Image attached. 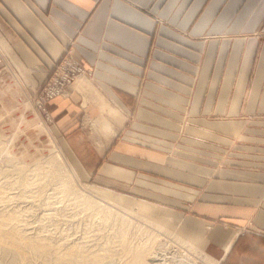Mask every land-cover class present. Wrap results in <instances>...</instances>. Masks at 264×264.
<instances>
[{"label":"crops","instance_id":"crops-1","mask_svg":"<svg viewBox=\"0 0 264 264\" xmlns=\"http://www.w3.org/2000/svg\"><path fill=\"white\" fill-rule=\"evenodd\" d=\"M67 51L92 74L48 128L81 172L218 264H264V0H0V94L34 97Z\"/></svg>","mask_w":264,"mask_h":264},{"label":"rangeland","instance_id":"rangeland-1","mask_svg":"<svg viewBox=\"0 0 264 264\" xmlns=\"http://www.w3.org/2000/svg\"><path fill=\"white\" fill-rule=\"evenodd\" d=\"M0 69H2V67H0ZM17 82V84L19 85V86H17V85H15V82H13L11 85L14 87V89L16 88V90H17V92L15 93L16 95H14L13 94V92L11 93V91L9 90V89H5V93L2 91V93L3 94H1V96H2V98L0 97V99L3 101V103H2V105L3 106H0V110H2V108H3V110L5 111V112H3V115L2 114H0V145H3L4 147H1L0 146V150H1V152H0V166H1V170L2 171H0V179H2V180H0V182H2V184H3V187L2 188H4L5 187V185H6V187L4 188V189H2L1 188V186H2V184L0 183V195L3 197H1L0 196V198L1 199H3V200H1L0 201V211L2 210L3 212H0V214H3V215H1V217H3V219L0 217V235L2 236L1 238H2V241H0V249H1V251H0V259H2L1 261H0V264L1 263H3V264H8V262L10 263H12V261H10V260H13V258H14V260L13 261H15V260H17V263L15 262V264H22L23 262H21L22 261V259L21 258H24V257H26V260L25 259H23V261H24V263L25 264H68V262L66 261L67 260V255H65V250H66V246L68 245H70V247H68L67 246V249H69V248H74L75 247V250H81L82 252V256H83V258L86 256H89V255H87V252H98V251H100L99 250V247H100V242L99 241H101L102 243H104L105 242V239L103 238L105 235L107 236V234L106 233H104L105 231H103V230H100L98 227H96V226H91V229H92V231L89 233V231L90 230H88L87 231V229L89 228H87L86 227V225L87 226H90L89 225V223H92V222H90V219H91V221L94 219L95 220V216H93L92 214L91 215H89V212H91V208H87V209H83V207H82V205H80V204H77L74 200H72V201H70V203H69V197L67 198L66 197V195H68V192H70L71 190H69V189H67V190H65L64 191V193L65 194H63V189L62 188H65L64 186H66L65 185V183H66V181L64 180V179H62L63 177H64V173L66 172H68V174H69V176H70V178H72L70 181H71V183L70 184H72L75 188L76 187H81V186H84V187H88L89 189L90 188H92V189H99V190H105V191H107V192H109L111 195H113L114 197H116L117 199H118V201H119V204H118V206H120V208H123V209H129V210H132V209H134L135 211H134V213L130 216V219H131V222L129 223V229H128V235L131 233V232H133L134 231V229H135V225L137 224V223H140V221H142V220H144L145 218H149L151 221H149V224L151 225V226H153V228L155 227V230H154V232H158V234H159V238H161V239H158V240H162V241H165V239H166V237H167V235L169 234V235H171V236H175V234L178 236V234L180 233V231L178 230V225H176L175 223L174 224H167V229L170 231V233L169 232H167V231H165L164 230V228H165V225L164 224H161L160 223V220H162V219H160V218H157V219H154L153 217V215L152 214H150V213H148V212H146V211H153L152 209H150V208H153V207H151L150 205L148 206H145L144 204H141V207H140V205L138 204V203H136L135 201H132L134 198L133 197H131V196H129V195H127L126 193H124V192H122V191H120V190H116V189H113V188H110V187H107V186H105V185H102V184H97L95 181H92V179H90V178H88V177H86L82 172H81V170L82 169H80L79 168V166L77 165V163L75 162V161H73V158L72 157H70L69 156V154L66 152V151H64V149H63V147H62V145L59 143V142H57V139L54 137V135L50 132V130H49V128H48V119H46V117H45V115L43 114V112L35 105V101L33 100V96H31L30 95V92L25 88V86H24V84H23V82L22 81H19V80H17L16 81ZM0 86H2V85H0ZM16 86V87H15ZM7 91V92H6ZM9 92V93H8ZM7 93V94H6ZM4 95H6V96H4ZM10 95V96H9ZM13 95V96H12ZM12 99V100H11ZM27 102V103H26ZM27 104V106H25ZM12 110V111H11ZM8 111V112H7ZM22 111V112H21ZM18 113V114H17ZM20 114V115H19ZM23 116H22V115ZM33 115V116H32ZM2 116V117H1ZM21 116V117H20ZM31 116V117H30ZM29 118H31L34 122H35V124H39L40 126H43L44 128H43V131H42V127H36V128H39V130H40V132H37V131H35V132H33V130H31V127L30 126H28L29 127V129L27 128V127H25V126H27L28 125V123L26 122V120L27 119H29ZM23 119V120H22ZM5 120V121H4ZM4 121V122H3ZM2 123V124H1ZM11 123V124H10ZM43 123V124H42ZM8 129V130H7ZM24 130V131H23ZM46 130V131H45ZM48 130V131H47ZM30 132V133H29ZM29 135H28V134ZM33 133L35 134V136H34V138L33 137H30V136H32L33 135ZM38 133V134H37ZM4 134V135H3ZM44 134V135H43ZM6 135V136H5ZM10 135V136H9ZM14 135V136H13ZM37 135V136H36ZM39 135V136H38ZM25 136V137H24ZM9 137V139H7ZM40 137V138H39ZM50 137V138H49ZM4 138V139H3ZM27 138V139H26ZM13 139V140H12ZM34 139V140H33ZM41 139V140H40ZM5 140V141H4ZM7 140V141H6ZM13 141V142H11V141ZM24 141V142H21V141ZM50 140V141H49ZM4 141V142H3ZM18 141H20V143H18ZM29 141V142H28ZM11 142V143H10ZM4 143V144H3ZM7 143V144H6ZM22 143V144H21ZM36 143V144H35ZM28 144L30 145V146H28ZM33 144V145H32ZM7 145V146H6ZM32 147V148H31ZM53 147V148H52ZM28 148V149H27ZM36 148V149H35ZM38 148V149H37ZM54 148H58L60 151H61V153H62V155H63V157H64V160H65V163H64V167H60L61 168V170L60 169H58L59 171H61L62 173H60V176H59V173H57V171L55 172V170L53 169L54 168V165H53V167H52V165L51 164H49V163H47V162H49V161H47V160H50L51 159V155H53V153H54ZM23 149H27V150H31L32 152H33V155L35 154V156H25V155H23V153H22V150ZM37 151V152H34V151ZM40 150V151H39ZM2 151H3V153H2ZM6 151V152H5ZM21 151V152H20ZM18 152V153H17ZM31 152V153H32ZM41 152V153H40ZM48 152V153H47ZM53 152V153H52ZM6 153H8V154H12L13 155V158L15 159L14 161H13V158H11L12 157V155H10L11 157L9 158V155H7ZM39 154V155H38ZM50 154V155H49ZM3 155V156H2ZM50 157H49V156ZM15 156V157H14ZM20 156V157H19ZM23 156V157H22ZM25 156V157H24ZM45 156V157H44ZM48 156V157H47ZM3 157V158H2ZM6 158V159H5ZM9 158V159H8ZM28 158V159H27ZM41 158V159H40ZM44 160H43V159ZM10 159L13 161V162H11L10 161ZM38 159V160H37ZM47 159V160H46ZM6 160V161H5ZM9 162H8V161ZM18 161V163H16L18 166H17V169H19V163H22V164H20V169H19V171H17V169H14V168H16L15 167V165L16 164H14V162H17ZM34 160H37V161H35L34 162ZM41 160V161H40ZM21 161V162H20ZM24 161V162H23ZM39 161V162H38ZM42 161H43V163H42ZM44 161L47 163H44ZM5 162V163H4ZM6 162H8L7 164H6ZM28 162V163H27ZM36 162L37 163H39L38 164V166L39 165H42L43 164V168L45 167L46 169H43L41 166H39L40 168H37L38 166L36 165V167H35V164H36ZM11 163V164H10ZM13 163V164H12ZM25 164V166H24V164ZM35 163V164H34ZM9 164V165H8ZM49 164V165H48ZM4 165H6V166H4ZM12 165V166H11ZM29 167H28V166ZM34 165V167H32V166ZM45 165V166H44ZM48 165V166H47ZM8 166V167H7ZM22 166H24L25 167V169H24V167H22ZM31 166V167H30ZM51 166V167H50ZM7 167L8 168V170H6V171H4L5 170V168ZM9 167H11L10 169H9ZM14 167V168H13ZM26 167H27V169H26ZM49 168V170H48V168ZM3 168V169H2ZM6 168V169H7ZM12 168H13V170H12ZM21 168H22V170H21ZM33 169V171H31L32 169ZM29 169V170H28ZM35 169H37V170H35ZM39 169V170H38ZM43 171H42V170ZM63 169V170H62ZM13 171V172H11V171ZM27 170V171H26ZM41 170V171H40ZM44 170H46V172L44 171ZM51 170H53V171H51ZM66 170V171H65ZM73 170V171H72ZM16 171L18 172V173H16ZM23 171V172H22ZM37 171V172H36ZM38 171H40L39 173L40 174H42V175H39V173H38ZM49 171V172H48ZM50 171H51V173H50ZM2 172H6V174L4 173H2ZM11 172V173H10ZM20 172H21V174L22 173H24L25 175L27 174V172H29L28 174H27V176L29 177H27V176H25L24 174H23V176H21V174H20ZM31 172H32V174H31ZM35 172V173H34ZM43 172H45V173H43ZM70 172H74V174H72V173H70ZM8 173V174H7ZM13 173V174H12ZM16 173V174H15ZM46 173L48 174L47 176H46ZM52 173H53V175H52ZM55 173V174H54ZM57 173V174H56ZM65 173V174H66ZM19 174V175H18ZM31 174V175H30ZM33 174H35V175H37V176H35V175H33ZM61 174H62V176H61ZM71 174V175H70ZM18 177H16V176ZM45 175V176H44ZM54 175H56L55 176V178H53L52 179V177H54ZM75 175V176H74ZM19 176L20 177H22V178H20L19 179ZM31 176H33V178L35 179H37L35 182H33V181H31V180H34V179H31L32 177ZM40 176H42V177H45L46 179H44V180H41L42 179V177H40ZM24 177H26V178H28V182L26 181L27 179L26 178H24ZM50 177V178H49ZM23 178H24V180H23ZM56 178H58V180H60V181H58ZM60 178V179H59ZM76 178H78V179H76ZM22 179V180H21ZM26 179V180H25ZM30 179V180H29ZM41 180V185L39 184V180ZM48 179V180H47ZM56 179V180H55ZM10 180V181H9ZM12 180V181H11ZM61 180H62V184H61ZM23 181V182H22ZM29 181H30V183L32 182V185H34V186H32V185H30V183H29ZM63 181H65V183L63 182ZM5 182H6V184H5ZM7 182H8V184H7ZM59 182H60V184H61V186H62V188H60L61 186H60V184H59ZM14 183V184H13ZM24 183H28L27 185L26 184H24ZM33 183H35V184H33ZM45 183H47L46 185H44ZM54 183V184H53ZM58 183V184H57ZM20 184H22L21 186H20ZM39 184V185H38ZM63 184H64V186H63ZM24 185H25V187L27 186V190L25 189V187H24ZM37 185H38V187H37ZM49 185V186H48ZM59 187V189H61V191L60 190H58L56 187ZM57 185H59V186H57ZM29 186H31V188H29ZM35 186H36V188H35ZM49 188H47V187ZM11 187V188H10ZM53 187H55V189L53 188ZM73 187V188H74ZM36 189V190H34V189ZM39 188V189H38ZM17 189V190H16ZM20 189H21V191H20ZM24 189V190H23ZM31 189V190H30ZM4 190H6V191H4ZM15 190V191H14ZM26 190V191H25ZM32 190H34L33 192H35V191H37V193L35 194V193H33L32 192ZM58 190V192L60 193V196L62 197L61 199L63 200V203H62V200L60 199V196H59V193L58 192H56V191ZM69 190V191H68ZM5 192L6 194H4L3 192ZM24 191V197L26 196L27 198L26 199H24V197L23 196H21L22 195V192ZM28 191H30V192H28ZM67 191V192H66ZM10 192V193H9ZM54 192H55V195H54ZM11 193H15V195H13V194H11ZM19 193V194H18ZM31 193H33V194H31ZM50 193H52V194H50ZM61 193H62V195H61ZM4 194V195H3ZM12 196H11V195ZM21 194V195H20ZM31 196H30V195ZM48 194H50V195H48ZM9 195V196H8ZM18 195H20V196H18ZM32 195H33V197L34 198H32ZM35 195H37V196H35ZM72 194H70L69 193V196L70 197H72L71 196ZM11 196V197H10ZM63 196H64V198H63ZM14 197V198H13ZM16 197V198H15ZM21 197V198H20ZM29 198H30V200H29ZM32 198V199H31ZM73 198V197H72ZM6 200V202H3V201H5ZM9 199V200H8ZM28 199V201H26ZM48 199V200H47ZM55 199V200H54ZM25 200V201H24ZM51 200V201H50ZM56 203H54L53 201ZM65 200V201H64ZM68 200V201H67ZM70 200H71V198H70ZM12 201H14V202H12ZM22 201H24V202H22ZM31 201H32V204H31ZM48 201V202H47ZM57 201H59V202H57ZM60 201H61V203H62V205L60 204ZM73 201L75 202V203H73ZM28 202V203H27ZM54 203V205H56L55 206V208L57 209L58 207H60V209L58 208V211L59 212H57V210L54 208V205H51V204H53ZM27 203V204H26ZM51 203V204H50ZM65 203V204H64ZM68 203V204H67ZM1 204H3V205H1ZM30 204V205H29ZM47 204V205H46ZM49 204V205H48ZM58 204V205H57ZM70 204V205H69ZM73 204H75V205H73ZM6 205V206H5ZM66 207H64V206ZM73 205V206H72ZM76 205H77V207H79V208H76ZM79 205V206H78ZM4 206V207H3ZM48 206H49V208H48ZM82 208H81V207ZM7 207H8V209H7ZM51 207V208H50ZM62 207V208H61ZM68 207H70V208H68ZM72 207V208H71ZM76 209H75V208ZM4 208H6V210L4 209ZM9 208H10V210H9ZM76 210V211H74V209ZM80 208L82 209V210H80ZM145 208H147V209H145ZM19 210V212L21 211V213H19L17 210ZM24 209H28V213L26 212V210H24ZM56 211H55V210ZM63 209H64V212L66 213H64V212H62L63 211ZM69 209V211L67 212V210ZM90 209V210H89ZM48 210H49V212H48ZM74 211L73 213H72V211ZM87 210H88V212H87ZM115 210L116 211H118V212H120V214H124V215H127L128 216V214L126 213V212H123V211H121L120 209H118V208H115ZM143 210H146V211H143ZM14 214H12L11 212ZM16 211V212H15ZM31 211V212H30ZM50 211H52V212H50ZM7 212V213H6ZM8 212H10V213H8ZM27 213L26 215L25 214H23V213ZM33 212V213H32ZM54 212L56 213L55 215H54ZM61 212H62V214H61ZM6 213V214H5ZM17 213H19V214H17ZM45 213V214H44ZM52 215H50V214ZM60 213V214H59ZM64 213V214H63ZM76 213V214H75ZM7 214H9L8 216H7ZM12 214V216H10ZM57 214L61 217V218H59V216H58V218H57ZM74 214V215H73ZM17 215V216H16ZM25 215V216H24ZM40 215V216H39ZM50 215V216H49ZM62 215V216H61ZM66 215V216H65ZM69 215H72V216H70L69 217ZM152 215V216H151ZM18 218V219H14V221H13V219L12 218ZM54 216V217H53ZM65 216V217H64ZM6 218V220H5V218ZM11 219V220H7V219H9V218ZM12 217V218H11ZM23 217V218H22ZM48 217H49V219H48ZM52 217V218H51ZM68 217V218H67ZM93 217V218H92ZM119 217V216H118ZM117 217V218H118ZM22 218V219H21ZM28 218H29V220H28ZM64 218V220H61V219H63ZM65 218H67L66 220H65ZM127 218V217H126ZM53 220V221H51V220ZM97 220H99V218H96ZM119 219V218H118ZM140 219V220H139ZM3 220V221H2ZM18 220V221H17ZM59 220V221H58ZM93 220V221H94ZM97 220H95L96 221V224L98 223V221ZM159 222H158V221ZM6 221H7V223H6ZM12 221H13V223H12ZM26 221V222H25ZM51 221V222H50ZM94 221V222H95ZM10 224H9V223ZM19 222H23L22 224H23V226H22V224H20L21 225V227H20V225H18L19 224ZM99 222H101V220L99 221ZM6 225H5V224ZM2 224H4V225H2ZM8 224V225H7ZM17 224V225H16ZM32 224H33V226H34V229L33 230H31L32 228H33V226H32ZM110 224H112L111 223V221H110ZM18 226V228H17V231H15L16 230V226ZM98 225V224H97ZM7 226V228H4V227H6ZM14 226V227H13ZM31 226V227H30ZM13 229H12V228ZM20 227V228H19ZM26 227V228H25ZM164 227V228H163ZM170 227V228H169ZM10 228V229H9ZM38 230H37V229ZM84 228H85V230H84ZM87 228V229H86ZM152 228V227H151ZM4 229H5V231H4ZM18 229H20L19 231H18ZM26 229V230H25ZM40 229V230H39ZM42 229V230H41ZM12 230V231H11ZM14 230V231H13ZM21 230L23 231V233H24V231H25V233L27 234H21ZM29 230V231H28ZM4 231V232H3ZM9 231V232H8ZM32 231V232H31ZM37 233L38 231H39V233L42 231V233H40V235L41 236H43L42 238L40 237V235H39V233H37L38 235L37 236H39V238H40V240L41 241H43L42 239H45L43 242L45 243V246H47L45 249H47V251L44 249V248H42L41 250H36L35 251V249H34V247H33V249H32V246L30 247V245H25V244H22V245H18V243L17 242H15L16 240H15V238L17 239L18 237L20 238L22 235H24V237L25 236H29L30 235V237H34V238H36L37 236H35L34 234H36L35 232ZM102 231V232H101ZM3 232V233H2ZM11 232H12V234L14 235V232H16L15 234H16V236L14 235V237L13 236H11L10 234H11ZM48 232V233H47ZM51 232V233H50ZM93 232L94 233H99L97 236H98V238L99 239H96L94 236H92V234H93ZM101 232V233H100ZM19 234V236H17L18 234ZM30 233V234H29ZM43 233H46V234H43ZM87 235H86V234ZM90 235H89V234ZM92 233V234H91ZM103 233V234H102ZM3 234V235H2ZM5 234V235H4ZM48 234V235H47ZM52 234L54 235V236H52ZM132 234V233H131ZM32 235V236H31ZM34 235V236H33ZM45 235V236H44ZM85 235V236H84ZM180 235V234H179ZM47 236V237H46ZM88 236H89V238H88ZM182 236V235H181ZM14 238V240H13V238ZM53 237V238H52ZM87 237V238H86ZM91 237H93V238H91ZM184 239H186L184 236H182ZM1 238H0V240H1ZM5 240H4V239ZM9 238H12V239H9ZM18 238V239H19ZM38 238V237H37ZM17 239V240H18ZM48 239V242L46 241ZM56 239V240H55ZM91 239V240H90ZM54 240V241H53ZM95 240V241H94ZM103 240V241H102ZM111 244H112V238L110 237V240L109 239H107ZM106 240V241H107ZM187 240V239H186ZM6 241V242H5ZM14 241V242H13ZM50 241V242H49ZM57 241V242H56ZM91 241H93V242H91ZM114 241V240H113ZM135 243H132L133 244V247H135L134 245H136L137 246V244H140V245H144V244H146V240H144V239H140V238H136V239H134L133 240ZM190 243H192L190 240H188ZM2 242V243H1ZM11 242H12V246H10L11 245ZM47 242V243H46ZM61 243V245L59 244V245H56L55 243ZM83 242L84 243H87V244H83ZM90 242V243H89ZM99 242V243H98ZM3 243H4V245H7L6 247L3 245ZM6 243V244H5ZM50 245H49V244ZM63 243V244H62ZM81 244V245H79L78 246V244ZM94 243V246L95 247H93V244ZM101 243V244H102ZM47 244V245H46ZM76 244H77V246H76ZM193 244V243H192ZM1 245L5 248H3L2 249V247H1ZM15 245H17V246H15ZM25 245V246H24ZM65 245V246H64ZM73 245V246H72ZM84 245V246H83ZM97 245V246H96ZM195 245H198V244H195ZM21 246V247H20ZM26 246H29V248L27 247L26 248ZM44 246V247H45ZM54 246V247H53ZM59 248H58V247ZM10 247V248H9ZM11 247L13 248V249H11ZM16 247H17V249H16ZM23 247V248H22ZM25 247V248H24ZM50 247V248H49ZM51 247H52V250L50 251V249H51ZM80 247V248H79ZM83 247H85V249L83 248ZM90 249H89V248ZM91 247H93V248H91ZM7 248V249H6ZM20 248H21V251H20ZM31 248V249H30ZM55 248V249H54ZM64 248V249H63ZM78 248V249H77ZM84 249V250H82V249ZM111 248V247H110ZM113 248H116V246L114 245V247ZM14 249H16V250H14ZM24 249V250H23ZM25 249H26V253H25ZM56 249L58 250V251H56ZM93 251H92V250ZM127 250L129 249V248H126ZM3 250H4V252H3ZM5 250H7V251H5ZM10 250V251H9ZM20 251V252H18V251ZM24 252H23V251ZM31 252H30V251ZM35 252H34V251ZM44 250H45V252L46 253H48V254H46L45 252H44ZM50 252H49V251ZM72 250H74V249H72ZM89 250V251H88ZM95 250V251H94ZM130 250V249H129ZM12 251V252H11ZM14 251V252H13ZM17 251V252H16ZM33 251V252H32ZM53 251V252H52ZM59 251L61 252V253H59ZM63 251V252H62ZM5 252H7V253H5ZM25 254V255H27V256H25L23 253ZM42 252V253H41ZM54 252H56L57 254H59L58 256H56V254L54 253ZM83 252L85 253L86 252V254H83ZM101 252V251H100ZM131 252H132V250H131ZM2 253H4V254H2ZM10 253V254H9ZM12 253V254H11ZM15 253H16V255H15ZM20 253L21 255H18V254ZM30 253V254H29ZM38 253H40L41 255H43L42 257H41V255L40 254H38ZM66 256H64L63 254ZM5 254H7L4 258H3V255H5ZM13 254H14V257H13ZM28 254L30 255V257L28 256ZM33 254L36 256H34L33 257ZM38 256H37V255ZM47 256H49V257H47ZM52 254V255H51ZM56 256V258H55V256ZM101 254H103V253H101ZM106 254H108L107 256H108V259H110V257L111 258H113L114 257V259H115V256H118L117 254L116 255H111V252L109 253H106ZM106 254H104L105 256H106ZM109 254H110V256H109ZM40 255V256H39ZM45 255V256H44ZM63 255V256H62ZM10 256V257H9ZM12 256V257H11ZM17 256H20V259H19V257L17 258ZM52 256V257H51ZM101 256H103V255H101ZM105 256H103L102 258L101 257H99L98 259L99 260H91L90 259V261H88L89 263H87V264H97V262H99L101 259L103 260V263H105V260H107L106 258H107V256L105 257ZM113 256V257H112ZM130 258L133 256V255H131V254H129L128 255ZM44 257H46L45 259H47V261L44 259ZM51 257V258H50ZM59 257H60V259L62 260V258H63V262L62 261H60V259H59ZM62 257V258H61ZM80 257V256H79ZM7 258V259H6ZM10 258V259H9ZM53 258V259H52ZM55 258V259H54ZM64 258H66V259H64ZM6 259V260H5ZM49 259V260H48ZM105 259V260H104ZM4 260H5V262H4ZM7 260H8V262H7ZM30 260V261H29ZM56 260H57V262H56ZM59 260V261H58ZM87 260H89V258L87 259ZM102 260H101V262H99V264H102ZM18 261H20L19 263H18ZM30 262V263H28V262ZM45 261V262H44ZM92 262V263H91ZM206 262H208V261H206ZM206 262L204 263V261H203V263L204 264H206ZM10 263V264H11ZM14 263V262H13ZM12 263V264H13ZM73 264V263H72ZM75 264V263H74ZM77 264V263H76ZM207 264H209V262L207 263Z\"/></svg>","mask_w":264,"mask_h":264},{"label":"bare ground","instance_id":"bare-ground-1","mask_svg":"<svg viewBox=\"0 0 264 264\" xmlns=\"http://www.w3.org/2000/svg\"><path fill=\"white\" fill-rule=\"evenodd\" d=\"M2 69H4V68H2ZM10 81H11V79H10V74H9V72H8V70H4V72L3 73H1L0 74V85H2V86H4L6 83H7V85H9V83H10ZM16 82V81H15ZM18 85V84H17ZM16 87V86H15ZM14 88V87H13ZM12 90H14V89H12ZM4 92V91H3ZM7 92V91H6ZM11 92H13V91H11ZM5 93V92H4ZM9 93V92H8ZM3 94V93H2ZM7 94V93H6ZM14 95H16L15 93H13ZM4 96H6V95H4ZM10 96V95H9ZM13 96V95H12ZM0 97L2 98V96H1V94H0ZM12 100V99H11ZM2 103H3V101L0 99V106H3L2 105ZM27 103V102H26ZM25 106H27V104L25 105ZM12 111V110H11ZM3 112H5L4 110H3V108H2V110H0V114H2L3 115ZM8 112V111H7ZM22 112V111H21ZM18 114V113H17ZM20 115V114H19ZM22 115V114H21ZM23 116V115H22ZM33 116V115H32ZM2 117V116H1ZM21 117V116H20ZM31 117V116H30ZM23 120V119H22ZM5 121V120H4ZM3 121V122H4ZM26 122L28 123V125L27 126H25V127H27L28 129H29V127L28 126H30L31 127V130H33V132H35V131H37V132H40V130H39V128H36V127H39L40 125L39 124H35V122L31 119V118H29V119H27L26 120ZM2 124V123H1ZM11 124V123H10ZM43 124V123H42ZM40 127H42V131H43V126H40ZM8 130V129H7ZM24 131V130H23ZM46 131V130H45ZM48 131V130H47ZM30 133V132H29ZM41 133V132H40ZM28 134V133H27ZM38 134V133H37ZM4 135V134H3ZM29 135V134H28ZM44 135V134H43ZM6 136V135H5ZM10 136V135H9ZM14 136V135H13ZM34 136H35V134L33 133V135L32 136H30V137H33L34 138ZM37 136V135H36ZM39 136V135H38ZM25 137V136H24ZM40 138V137H39ZM50 138V137H49ZM4 139V138H3ZM7 139H9V137L7 138ZM27 139V138H26ZM1 140V139H0ZM13 140V139H12ZM34 140V139H33ZM41 140V139H40ZM5 141V140H4ZM3 141V142H4ZM7 141V140H6ZM11 141V140H10ZM21 141V140H20ZM20 141H18V143H20ZM50 141V140H49ZM11 142H13V141H11ZM10 142V143H11ZM21 142H24V141H21ZM29 142V141H28ZM1 144V143H0ZM4 144V143H3ZM7 144V143H6ZM22 144V143H21ZM36 144V143H35ZM33 145V144H32ZM1 147H4L3 145H0ZM7 146V145H6ZM28 146H30L29 144H28ZM32 148V147H31ZM53 148V147H52ZM28 149V148H27ZM27 149H23L22 150V153H23V155H25V156H35V154L33 155V152L31 151V150H27ZM36 149V148H35ZM38 149V148H37ZM40 151V150H39ZM0 152H1V150H0ZM6 152V151H5ZM21 152V151H20ZM32 152V153H31ZM34 152H37L36 150L34 151ZM2 153H3V151H2ZM18 153V152H17ZM41 153V152H40ZM48 153V152H47ZM53 153V152H52ZM7 155H9V158L11 157L10 155H12V154H8V153H6ZM39 155V154H38ZM50 155V154H49ZM48 155V156H49ZM3 156V155H2ZM24 156V157H25ZM47 156V157H48ZM15 157V156H14ZM20 157V156H19ZM23 157V156H22ZM45 157V156H44ZM50 157V156H49ZM3 158V157H2ZM8 158V159H9ZM11 158H13V155H12V157ZM6 159V158H5ZM28 159V158H27ZM41 159V158H40ZM43 159V158H42ZM15 159L13 158V161H14ZM38 160V159H37ZM37 160H34V162L35 161H37ZM44 160V159H43ZM47 160V159H46ZM6 161V160H5ZM8 161V160H7ZM10 161L11 162H13L11 159H10ZM17 161V160H16ZM41 161V160H40ZM47 161H49V162H47V163H49V164H51L52 165V167H53V165H54V170H55V172L57 171V173H59V176H60V173H62L61 171H59L58 169H60L61 170V168L62 167H64L63 165H64V163H65V160H64V157H63V155H62V153H61V151L58 149V148H54V153H53V155H51V159L50 160H47ZM9 162V161H8ZM8 162H6V164L8 163ZM21 162V161H20ZM24 162V161H23ZM39 162V161H38ZM5 163V162H4ZM16 163H18V161L17 162H14V164H16ZM28 163V162H27ZM42 163H43V161H42ZM44 163H46L45 161H44ZM46 163V164H47ZM11 164V163H10ZM13 164V163H12ZM20 164H22V163H19V169H20ZM24 164V163H23ZM26 164V163H25ZM25 164H24V166H25ZM35 164V163H34ZM38 164L39 163H37L36 162V164H35V167H36V165L38 166ZM48 164V165H49ZM9 165V164H8ZM47 165V166H48ZM4 166H6V165H4ZM12 166V165H11ZM17 164L15 165V167L16 168H14V169H17ZM24 166H22V167H24ZM28 166V165H27ZM32 166V165H31ZM30 166V167H31ZM39 166H43V164L42 165H39ZM37 167V168H40V167ZM45 166V165H44ZM8 167V166H7ZM6 167V168H7ZM29 167V166H28ZM32 167H34V165L32 166ZM51 167V166H50ZM61 167V168H60ZM5 168V167H4ZM5 168V170L4 171H6V170H8V168L6 169ZM11 167H9V169H10ZM13 168H12V170H13ZM43 168V167H42ZM48 168V167H47ZM65 168V167H64ZM3 169V168H2ZM19 169H17V171H19ZM24 169H25V167H24ZM26 169H27V167H26ZM32 169V168H31ZM34 169V168H33ZM33 169L31 170V171H33ZM43 169H46L45 167L43 168ZM21 170H22V168H21ZM29 170V169H28ZM35 170H37V169H35ZM39 170V169H38ZM42 170V169H41ZM40 170V171H41ZM48 170H49V168H48ZM63 170V169H62ZM0 171H2L1 170V166H0ZM9 171V170H8ZM11 171V170H10ZM14 171V170H13ZM13 171H11V172H13ZM16 171V173H18ZM27 171V170H26ZM40 171H38V173L40 172ZM43 171V170H42ZM45 172H46V170H44ZM51 171H53V170H51ZM51 171H50V173H51ZM66 171V170H65ZM73 171V170H72ZM7 172V171H6ZM6 172H2L3 174L5 173L6 174ZM10 172V173H11ZM23 172V171H22ZM37 172V171H36ZM45 172H43V173H45ZM49 172V171H48ZM14 173V172H13ZM12 173V174H13ZM15 173V174H16ZM29 172H27V174H28ZM35 173V172H34ZM41 173V172H40ZM39 173V175H42V174H40ZM56 173V174H57ZM66 173V172H65ZM63 174L64 175V177L62 178V179H64L65 181H66V183H65V181H63L64 183H65V185L66 186H64V184H63V186L65 187V188H62V186H61V184H62V180H61V184H60V182H59V184H60V188H62L63 190V194H65L64 193V191L65 190H67V189H69V190H71L70 192H68V195H66V197L68 196L69 197V203H70V201H72V200H74L77 204H80V205H82V207H83V209L85 208V209H87V208H91V212H89V215H93V216H95V220H97L96 218H99V220H97L98 221V225L96 224V221L94 222L93 220L91 221V219H90V222H92V223H89V225L90 226H87L86 225V227L88 228H86L87 229V231L88 230H90L89 231V233L92 231V229H91V226H96V227H98L100 230H103V231H105L104 233H106L107 234V236L105 235L103 238L105 239V242L104 243H102L101 241H99L98 243L100 244V247H99V250L101 251H98V252H96L95 250V252H87V255H89V256H85L84 258H83V256L81 255L82 253V251L81 250H75V247L74 248H72V249H74V250H72L71 248H69V249H67V246H66V250H65V255H67V262H68V264H87V263H89L88 261H90V259L91 260H99L98 258L99 257H103V256H105L104 254H106V253H110L111 252V255H118V256H115V259H114V257L113 258H111L110 257V259H108V254H106V256H107V260H105V263H103V260H102V264H204L206 261H208L209 262V264H218V260H215L213 257H211L210 255H208L201 247H199L198 245H195L194 243L192 244V243H190L188 240H186V239H184L181 235H179L178 234V236L175 234V236H171V235H167V237H166V239H165V241H162V240H158V239H161V238H159V234H158V232H154V230H155V227L153 228V226H151L150 224H149V221H151L149 218H145L144 220H142V221H140V223H137L136 225H135V229H134V231L133 232H131L129 235H128V229H129V223L131 222V219H130V216L134 213V209H132V210H127V209H123V208H120V206H118V204H119V201H118V199L116 198V197H114L113 195H111L109 192H107V191H105V190H99V189H92V188H88V187H84V186H81V187H74L72 184H70L71 183V179L72 178H70V176H69V174H68V172L66 173V174ZM70 173H72V174H74V172H70ZM8 174V173H7ZM20 174H21V172H20ZM23 174L24 173H22L21 174V176H23ZM27 174L25 175V176H27ZM31 174H32V172H31ZM30 174V175H31ZM55 174V173H54ZM19 175V174H18ZM33 175H35V174H33ZM48 174L46 173V176H47ZM52 175H53V173H52ZM71 175V174H70ZM16 176V175H15ZM35 176H37V175H35ZM45 176V175H44ZM55 176L56 175H54V177H52V179L53 178H55ZM61 176H62V174H61ZM75 176V175H74ZM17 177V176H16ZM28 177V176H27ZM32 178L31 179H34L33 178V176H31ZM40 177H42V176H40ZM18 178V177H17ZM20 178H22V177H20L19 176V179ZM24 178H26V177H24ZM24 178H23V180H24ZM29 178V177H28ZM28 178H26L25 180L28 182ZM50 178V177H49ZM44 179H46L45 177H42V179L41 180H44ZM57 180H58V178H56ZM55 179V180H56ZM60 179V178H59ZM76 179H78V178H76ZM0 180H2V179H0ZM22 180V179H21ZM30 180V179H29ZM37 179L35 178L34 180H31V181H33V182H35ZM39 180V179H38ZM41 180H39V184L41 183ZM48 180V179H47ZM10 181V180H9ZM12 181V180H11ZM45 181V180H44ZM58 181H60V180H58ZM23 182V181H22ZM1 184H2V182H0ZM29 183H30V181H29ZM4 184V183H3ZM3 184H2V186H1V188L3 187ZM5 184H6V182H5ZM7 184H8V182H7ZM14 184V183H13ZM24 184H26V183H24ZM28 184V183H27ZM26 184V185H27ZM33 184H35V183H33ZM38 184V185H39ZM47 183H45L44 185H46ZM54 184V183H53ZM58 184V183H57ZM22 184H20V186H21ZM29 185V184H28ZM30 185H32V182L30 183ZM36 185V184H35ZM38 185H37V187H38ZM41 185V184H40ZM32 186H34V185H32ZM49 186V185H48ZM55 186V185H54ZM57 186H59V185H57ZM5 187H6V185H5ZM4 187V188H5ZM24 187H25V185H24ZM47 187V186H46ZM56 187V186H55ZM55 187H53L54 189H55ZM74 187V188H73ZM4 188H2V189H4ZM11 188V187H10ZM27 188V186L25 187V189ZM29 188H31V186H29ZM35 188H36V186H35ZM48 188V187H47ZM58 190H60L61 191V189H59V187H56ZM32 189V188H31ZM30 189V190H31ZM34 189V188H33ZM39 189V188H38ZM49 189V188H48ZM17 190V189H16ZM24 190V189H23ZM27 190V189H26ZM25 190V191H26ZM34 190H36V189H34ZM34 190H32V192L34 191ZM58 190L56 191V192H58ZM68 190V191H69ZM4 191H6V190H4ZM15 191V190H14ZM20 191H21V189H20ZM3 192V191H2ZM7 192V191H6ZM28 192H30V191H28ZM36 193H37V191H35ZM35 192H33V193H35ZM67 192V191H66ZM4 194H6L5 192H3ZM8 193V192H7ZM10 193V192H9ZM24 191L22 192V195L21 196H23L24 194ZM33 193H31V194H33ZM35 193V194H36ZM59 193V192H58ZM69 193L70 194H72L71 196L73 197H70L69 196ZM1 194V193H0ZM3 194V195H4ZM11 194H13V195H15V193H11ZM10 194V195H11ZM19 194V193H18ZM50 194H52V193H50ZM50 194H48V195H50ZM20 195H18V196H20ZM30 195V194H29ZM34 195V194H33ZM33 195H32V198H34L33 197ZM53 195V194H52ZM54 195H55V192H54ZM61 195H62V193H61ZM1 196V195H0ZM9 196V195H8ZM12 196V195H11ZM10 196V197H11ZM27 196V195H26ZM24 197V199H26L27 197ZM31 196V195H30ZM35 196H37V195H35ZM51 196V195H50ZM59 196H60V193H59ZM2 197V196H1ZM52 197V196H51ZM67 197V198H68ZM3 198V197H2ZM14 198V197H13ZM16 198V197H15ZM21 198V197H20ZM31 198V199H32ZM62 197L60 196V199H61ZM63 198H64V196H63ZM70 198H71V200H70ZM1 199V198H0ZM1 200H3V199H1ZM0 200V201H1ZM5 200V199H4ZM9 200V199H8ZM29 200H30V198H29ZM48 200V199H47ZM55 200V199H54ZM62 200V199H61ZM67 200V201H68ZM25 201V200H24ZM24 201H22V202H24ZM26 201H28V199L26 200ZM51 201V200H50ZM53 201V200H52ZM65 201V200H64ZM73 201V203H75ZM3 202H6V200L5 201H3ZM12 202H14V201H12ZM48 202V201H47ZM54 202V201H53ZM52 202V203H53ZM57 202H59V201H57ZM28 203V202H27ZM26 203V204H27ZM55 203V202H54ZM54 203L53 204H51V205H54ZM62 203H63V200H62ZM62 203H61V201H60V204L62 205ZM31 204H32V201H31ZM56 204V203H55ZM65 204V203H64ZM68 204V203H67ZM1 205H3V204H1ZM30 205V204H29ZM47 205V204H46ZM49 205V204H48ZM58 205V204H57ZM70 205V204H69ZM73 205H75V204H73ZM72 205V206H73ZM6 206V205H5ZM55 206L56 205H54V208H55ZM64 206V205H63ZM79 206V205H78ZM4 207V206H3ZM65 207V206H64ZM67 207V206H66ZM65 207V208H66ZM81 207V206H80ZM81 207V208H82ZM48 208H49V206H48ZM51 208V207H50ZM59 209H60V207H58ZM58 208L56 209L57 210V212H59L58 211ZM62 208V207H61ZM68 208H70V207H68ZM72 208V207H71ZM75 208V207H74ZM73 208V209H74ZM76 208H79V207H77V205H76ZM75 208V209H76ZM80 208V210H82ZM115 208H118V209H120L121 211H123V212H126L127 214H128V216L127 215H124V214H120V212H118V211H116L115 210ZM1 209V208H0ZM5 210H6V208H4ZM7 209H8V207H7ZM54 209V210H55ZM74 209V211H76ZM3 210V209H2ZM0 211V212H3V211ZM9 210H10V208H9ZM17 210V209H16ZM24 210H26V212L28 211V209H24ZM55 210V211H56ZM90 210V209H89ZM18 212H19V210H17ZM69 211V209L67 210V212ZM72 211V210H71ZM74 211H72V213L74 212ZM11 212V211H10ZM10 212H8V213H10ZM13 212V211H12ZM11 212V213H12ZM16 212V211H15ZM23 213V214H27V213ZM31 212V211H30ZM48 212H49V210H48ZM50 212H52V211H50ZM56 212V213H57ZM62 212H64V209H63V211ZM62 212H61V214H62ZM66 212V211H65ZM64 212V213H65ZM87 212H88V210H87ZM136 212V211H135ZM7 213V212H6ZM5 213V214H6ZM19 213H21V211L19 212ZM19 213H17V214H19ZM33 213V212H32ZM55 212H54V215L56 214ZM63 213V214H64ZM4 214V213H3ZM3 214H0V217H1V215H3ZM13 214V213H12ZM12 214L10 215V216H12ZM45 214V213H44ZM50 214V213H49ZM52 214V213H51ZM50 214V215H51ZM60 214V213H59ZM66 214V213H65ZM76 214V213H75ZM9 214H7V216H8ZM14 215V214H13ZM24 215V216H25ZM49 215V216H50ZM74 215V214H73ZM17 216V215H16ZM40 216V215H39ZM52 216V215H51ZM56 216V215H55ZM58 214H57V218H58ZM62 216V215H61ZM66 216V215H65ZM64 216V217H65ZM70 216H72V215H69V217ZM119 216V217H118ZM14 217V216H13ZM54 217V216H53ZM119 219H118V218ZM127 217V218H126ZM2 219H3V217H1ZM5 218V217H4ZM9 218V217H8ZM12 218V217H11ZM23 218V217H22ZM21 218V219H22ZM52 218V217H51ZM59 218H61L60 216H59ZM68 218V217H67ZM67 218H65V220L67 219ZM93 218V217H92ZM13 219V221H14V219H18V218H12ZM48 219H49V217H48ZM5 220H6V218H5ZM7 220H11L10 218L9 219H7ZM28 220H29V218H28ZM51 220V219H50ZM61 220H64V218L63 219H61ZM101 220V222H99ZM140 220V219H139ZM3 221V220H2ZM13 221H12V223H13ZM16 221V220H15ZM14 221V222H15ZM18 221V220H17ZM51 221H53V220H51ZM50 221V222H51ZM59 221V220H58ZM110 221H111V223L112 224H110ZM26 222V221H25ZM6 223H7V221H6ZM9 223V222H8ZM11 223V222H10ZM9 223V224H10ZM23 223V222H22ZM21 222H19V224L18 225H20V224H22ZM5 224V223H4ZM4 224H2V225H4ZM1 225V224H0ZM6 225V224H5ZM4 225V226H5ZM8 225V224H7ZM17 225V224H16ZM15 225V226H16ZM22 226H23V224H22ZM32 226H33V224H32ZM14 227V226H13ZM20 227H21V225H20ZM19 227V228H20ZM24 227V226H23ZM31 227V226H30ZM152 227V228H151ZM4 228H7V226L6 227H4ZM12 228V227H11ZM16 228V230L15 231H17V228H18V226H16L15 227ZM22 228V227H21ZM26 228V227H25ZM164 228V227H163ZM1 229V228H0ZM10 229V228H9ZM13 229V228H12ZM34 229V226H33V228L31 229V230H33ZM37 229V228H36ZM20 229H18V231H19ZM26 230V229H25ZM35 230V229H34ZM38 230V229H37ZM40 230V229H39ZM42 230V229H41ZM84 230H85V228H84ZM164 230L165 231H167V232H169L170 233V231L165 227L164 228ZM4 231H5V229H4ZM3 231V232H4ZM12 231V230H11ZM14 231V230H13ZM29 231V230H28ZM2 232V233H3ZM9 232V231H8ZM32 232V231H31ZM35 232V231H34ZM102 232V231H101ZM100 232V233H101ZM16 232H14V235L16 236V234H15ZM23 233V231L21 230V234ZM24 233H25V231H24ZM23 233V234H24ZM27 233V232H26ZM25 233V234H26ZM36 233V232H35ZM37 233H39V231L37 232ZM34 234L35 236H37L38 234ZM40 233H42V231L40 232ZM40 233H39V235H40ZM48 233V232H47ZM51 233V232H50ZM88 233V234H89ZM1 234V233H0ZM18 234V233H17ZM30 234V233H29ZM43 234H46V233H43ZM86 234V233H85ZM92 234V233H91ZM99 234V233H98ZM97 233H94L93 232V234H92V236H94L96 239H99L98 238V235ZM103 234V233H102ZM3 235V234H2ZM5 235V234H4ZM11 236H13L14 237V235L12 234V232H11V234H10ZM27 235V234H26ZM33 235V236H34ZM48 235V234H47ZM87 235V234H86ZM90 235V234H89ZM17 236H19V234L17 235ZM32 236V235H31ZM45 236V235H44ZM52 236H54L53 234H52ZM85 236V235H84ZM2 236L0 235V238H1ZM12 237V238H13ZM38 237V238H37ZM36 238H34V237H30V235L29 236H25L24 237V235H22L18 240L15 238V242H17L18 243V245L20 244V245H22V244H25V245H30V247L32 246V249H33V247H34V249H35V251L36 250H41L42 248H46L47 246H45V243L43 242L45 239H42L43 241H41L40 240V238H39V236H37ZM40 237L42 238L43 236H41L40 235ZM47 237V236H46ZM110 237L112 238V244L107 240V239H109L110 240ZM12 238H9V239H12ZM44 238V237H43ZM53 238V237H52ZM87 238V237H86ZM88 238H89V236H88ZM91 238H93V237H91ZM136 238H140V239H144V240H146L147 242H146V244H144V245H140V244H137V246L136 245H134L135 247H133V244L132 243H135L133 240L134 239H136ZM4 239V238H3ZM5 240V239H4ZM13 240H14V238H13ZM56 240V239H55ZM91 240V239H90ZM107 240V241H106ZM114 240V241H113ZM0 241H2V238H1V240ZM47 242H48V239L46 240ZM54 241V240H53ZM95 241V240H94ZM103 241V240H102ZM6 242V241H5ZM14 242V241H13ZM46 242V243H47ZM50 242V241H49ZM57 242V241H56ZM91 242H93V241H91ZM2 243V242H1ZM55 243V242H54ZM90 243V242H89ZM102 243V244H101ZM6 244V243H5ZM49 244V243H48ZM56 245H61V243H55ZM63 244V243H62ZM82 244V243H81ZM80 243L78 244V246L79 245H81ZM83 244L85 245V244H87V243H84L83 242ZM3 245H4V243H3ZM13 244H12V242H11V245L10 246H12ZM24 245V246H25ZM50 245V244H49ZM83 245V246H84ZM93 245V247H95L94 246V243L92 244ZM114 245L116 246V248H113L114 247ZM5 247L7 246V245H4ZM15 246H17V245H15ZM45 246V247H44ZM65 246V245H64ZM73 246V245H72ZM76 246H77V244H76ZM97 246V245H96ZM1 247H2V249L4 248L2 245H1ZM21 247V246H20ZM29 248V246H26V248ZM54 247V246H53ZM58 247V246H57ZM60 247V246H59ZM58 247V248H59ZM68 247H70V245L68 246ZM93 247H91V248H93ZM111 247V248H110ZM10 248V247H9ZM23 248V247H22ZM25 248V247H24ZM50 248V247H49ZM80 248V247H79ZM84 249H85V247H83ZM89 248V247H88ZM126 248H129L128 250L126 249ZM5 249V248H4ZM7 249V248H6ZM11 249H13L12 247H11ZM16 249H17V247H16ZM16 249H14V250H16ZM31 249V248H30ZM55 249V248H54ZM64 249V248H63ZM78 249V248H77ZM82 249V248H81ZM84 249H82V250H84ZM90 249V248H89ZM94 249V248H93ZM24 250V249H23ZM22 250V251H23ZM43 250V249H42ZM46 251H47V249H45ZM45 250H44V252H45ZM52 250V247H51V249H50V251ZM86 250V249H85ZM92 250V249H91ZM131 250H132V252H131ZM0 251H1V249H0ZM5 251H7V250H5ZM10 251V250H9ZM18 251V250H17ZM16 251V252H17ZM20 251H21V248H20ZM20 251H18V252H20ZM30 251V250H29ZM34 251V250H33ZM32 251V252H33ZM34 251V252H35ZM49 251V250H48ZM49 251V252H50ZM56 251H58L57 249H56ZM89 251V250H88ZM93 251V250H92ZM3 252H4V250H3ZM12 252V251H11ZM14 252V251H13ZM24 252V251H23ZM22 252V253H23ZM31 252V251H30ZM37 252V251H36ZM53 252V251H52ZM63 252V251H62ZM5 253H7V252H5ZM25 253H26V249H25ZM42 253V252H41ZM46 253V252H45ZM55 254H56V256H58L59 254H57L56 252H54ZM59 253H61L60 251H59ZM101 253H103V254H101ZM2 254H4V253H2ZM8 254V253H7ZM7 254H5V255H3V258L7 255ZM10 254V253H9ZM12 254V253H11ZM18 254V253H17ZM24 254V253H23ZM30 254V253H29ZM28 254V256L30 257V255ZM38 254H40V253H38ZM46 254H48V253H46ZM45 254V255H46ZM63 254V253H62ZM83 254H86V252L84 253L83 252ZM129 254H131V255H133L131 258L128 256ZM15 255H16V253H15ZM18 255H21L20 253L18 254ZM25 255V254H24ZM37 255V254H36ZM41 255V254H40ZM39 255V256H40ZM44 255V256H45ZM52 255V254H51ZM54 255V254H53ZM64 255V254H63ZM62 255V256H63ZM64 255V256H65ZM101 255H103V256H101ZM8 256V255H7ZM25 256H27V255H25ZM35 255L33 254V257H34ZM38 256V255H37ZM43 255H41V257H42ZM47 256V255H46ZM55 256V255H54ZM56 256H55V258H56ZM60 256V255H59ZM80 256V257H79ZM105 256V257H106ZM109 256H110V254H109ZM10 257V256H9ZM12 257V256H11ZM13 257H14V254H13ZM19 257V259H20V256H17V258ZM36 257V256H35ZM47 257H49V256H47ZM52 257V256H51ZM50 257V258H51ZM66 257V256H65ZM1 258V257H0ZM15 258V257H14ZM14 258H13V260H14ZM43 258V257H42ZM46 257H44V259H45ZM54 258V259H55ZM62 258V257H61ZM89 258V260H87ZM7 259V258H6ZM5 259V260H6ZM10 259V258H9ZM22 259V261L21 262H23L22 264H25L24 263V261H23V259H25L26 260V257H24V258H21ZM53 259V258H52ZM59 259H60V257H59ZM64 259H66V258H64ZM2 259H0V261H1ZM5 260H4V262H5ZM13 260H10V261H12V263L13 264H15V262L17 263V260H15V261H13ZM46 261H47V259H45ZM49 260V259H48ZM62 260H63V258H62ZM61 259H60V261H62ZM101 260L99 261V262H101ZM30 261V260H29ZM59 261V260H58ZM64 261V260H63ZM62 261V262H63ZM203 261H204V263H203ZM7 262H8V260H7ZM20 261H18V263H19ZM28 262V261H27ZM45 262V261H44ZM56 262H57V260H56ZM87 262V263H86ZM99 262H97V264H99ZM208 262H206V264L208 263ZM11 263V262H10ZM9 262H8V264H10ZM11 263V264H12ZM28 263H30V262H28ZM92 263V262H91ZM1 264H3V263H1ZM20 264V263H19ZM95 264V263H94Z\"/></svg>","mask_w":264,"mask_h":264},{"label":"built area","instance_id":"built-area-1","mask_svg":"<svg viewBox=\"0 0 264 264\" xmlns=\"http://www.w3.org/2000/svg\"><path fill=\"white\" fill-rule=\"evenodd\" d=\"M82 74L91 75L92 70L85 68L68 51L59 58L33 98L35 105L43 112L46 119L50 118L47 102L56 96L65 94L74 79Z\"/></svg>","mask_w":264,"mask_h":264}]
</instances>
